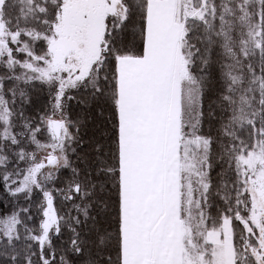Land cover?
<instances>
[{"label": "snow or ice", "instance_id": "1", "mask_svg": "<svg viewBox=\"0 0 264 264\" xmlns=\"http://www.w3.org/2000/svg\"><path fill=\"white\" fill-rule=\"evenodd\" d=\"M0 264H264V0H0Z\"/></svg>", "mask_w": 264, "mask_h": 264}]
</instances>
